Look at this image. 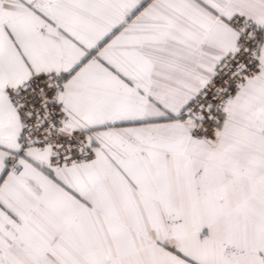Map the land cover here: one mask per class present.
<instances>
[{"label":"snow or ice","instance_id":"snow-or-ice-1","mask_svg":"<svg viewBox=\"0 0 264 264\" xmlns=\"http://www.w3.org/2000/svg\"><path fill=\"white\" fill-rule=\"evenodd\" d=\"M0 264H264V0H0Z\"/></svg>","mask_w":264,"mask_h":264}]
</instances>
